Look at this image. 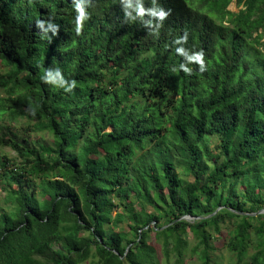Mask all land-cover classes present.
Returning a JSON list of instances; mask_svg holds the SVG:
<instances>
[{"label":"trees","instance_id":"trees-1","mask_svg":"<svg viewBox=\"0 0 264 264\" xmlns=\"http://www.w3.org/2000/svg\"><path fill=\"white\" fill-rule=\"evenodd\" d=\"M0 67V264H264V0H0Z\"/></svg>","mask_w":264,"mask_h":264},{"label":"rangeland","instance_id":"rangeland-1","mask_svg":"<svg viewBox=\"0 0 264 264\" xmlns=\"http://www.w3.org/2000/svg\"><path fill=\"white\" fill-rule=\"evenodd\" d=\"M227 9L233 13H237L240 9V7H238L236 5V3L234 1H232ZM1 69V67H0ZM19 125H14V128H20L21 127H24V121L23 120H20L19 122ZM0 153L1 154H6L8 155L10 158L14 157V153L9 149V148H0ZM225 232L223 231L213 242V245L216 249V251L214 252V255H213V260H214V263H217V264H229V261L230 259L233 258V256L231 254H229L225 247H224V243H225ZM159 261L162 262L163 259L162 257H159ZM193 260H190V261H186L184 260L183 264H193L192 263Z\"/></svg>","mask_w":264,"mask_h":264},{"label":"clouds","instance_id":"clouds-1","mask_svg":"<svg viewBox=\"0 0 264 264\" xmlns=\"http://www.w3.org/2000/svg\"><path fill=\"white\" fill-rule=\"evenodd\" d=\"M77 8H78V14H77V17H76V21L79 24V22L82 19L86 18V15L83 13V10L79 7V5H77ZM158 15L160 16L161 19H163L165 17L166 13L160 12V13H158Z\"/></svg>","mask_w":264,"mask_h":264},{"label":"water","instance_id":"water-1","mask_svg":"<svg viewBox=\"0 0 264 264\" xmlns=\"http://www.w3.org/2000/svg\"><path fill=\"white\" fill-rule=\"evenodd\" d=\"M257 214H264V209L263 210H260L258 211L257 213L253 214V215H257ZM201 217L197 218V219H200ZM185 219L187 220H192V219H195V218H189V217H185Z\"/></svg>","mask_w":264,"mask_h":264}]
</instances>
